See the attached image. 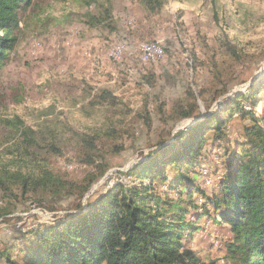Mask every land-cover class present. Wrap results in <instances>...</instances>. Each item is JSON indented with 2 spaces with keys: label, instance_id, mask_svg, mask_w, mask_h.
<instances>
[{
  "label": "rangeland",
  "instance_id": "obj_1",
  "mask_svg": "<svg viewBox=\"0 0 264 264\" xmlns=\"http://www.w3.org/2000/svg\"><path fill=\"white\" fill-rule=\"evenodd\" d=\"M19 19L0 70V173L47 171L70 193L0 191L7 213L0 249L16 234L86 207L113 184L131 185L126 171L171 143L174 132L264 78V0H163L156 13L139 0H33ZM147 43L159 44L160 53L140 47ZM187 111L192 116L182 119ZM256 113L264 118V101ZM241 127L230 121V137ZM218 163L213 156L201 166L207 194L222 173ZM200 198L193 191L198 213ZM199 225L185 250L205 264H229L227 228L207 218Z\"/></svg>",
  "mask_w": 264,
  "mask_h": 264
},
{
  "label": "trees",
  "instance_id": "obj_2",
  "mask_svg": "<svg viewBox=\"0 0 264 264\" xmlns=\"http://www.w3.org/2000/svg\"><path fill=\"white\" fill-rule=\"evenodd\" d=\"M32 1L0 0V70L13 48L19 14ZM139 2L150 13L163 6V0ZM109 16L105 12L103 19ZM263 79L247 93L224 99L215 111L196 118L171 143H161L146 160L132 166L125 173L134 179L131 185L113 184L85 209L78 205L76 213L14 235L0 249V258L6 264H205L185 250V243L193 240L199 222L207 218L230 234L225 245L229 264H264V118L256 113L257 104L264 101L258 97ZM192 114L183 112L181 118ZM235 119L242 122L241 134L231 138L228 123ZM213 156L222 173L207 194L198 178L207 174L201 166ZM5 173H0V191L5 194L12 185L22 196L61 198L70 193L47 171ZM193 191L202 199L201 213L192 201ZM170 192L177 195L175 200L165 199ZM6 214L0 212V220Z\"/></svg>",
  "mask_w": 264,
  "mask_h": 264
},
{
  "label": "built area",
  "instance_id": "obj_3",
  "mask_svg": "<svg viewBox=\"0 0 264 264\" xmlns=\"http://www.w3.org/2000/svg\"><path fill=\"white\" fill-rule=\"evenodd\" d=\"M124 47V45H120V48H118V50H122V48ZM140 47H144L145 50H150V49H158V47H161L159 44L157 43H147V44H143ZM35 214H38L37 212ZM42 214V213H40Z\"/></svg>",
  "mask_w": 264,
  "mask_h": 264
},
{
  "label": "water",
  "instance_id": "obj_4",
  "mask_svg": "<svg viewBox=\"0 0 264 264\" xmlns=\"http://www.w3.org/2000/svg\"><path fill=\"white\" fill-rule=\"evenodd\" d=\"M262 75V73L259 71L251 80L250 83H252V81L259 79V77ZM196 122V119L193 120V122L189 125L186 126V128L190 127L191 125H193ZM179 130H182V128H180ZM176 133L174 132L173 135H175ZM87 199V196L84 198V200ZM84 203V201H83ZM83 205V204H82ZM83 209H85V207L83 206ZM76 213V212H75Z\"/></svg>",
  "mask_w": 264,
  "mask_h": 264
},
{
  "label": "bare ground",
  "instance_id": "obj_5",
  "mask_svg": "<svg viewBox=\"0 0 264 264\" xmlns=\"http://www.w3.org/2000/svg\"><path fill=\"white\" fill-rule=\"evenodd\" d=\"M158 49H159V48H158ZM153 51L156 52V53H158V54L160 53V50H156V49H155V50H153ZM145 52H146V51H145ZM150 55H151V54H150Z\"/></svg>",
  "mask_w": 264,
  "mask_h": 264
}]
</instances>
